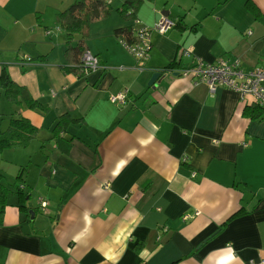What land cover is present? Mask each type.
<instances>
[{
    "label": "crops",
    "instance_id": "1",
    "mask_svg": "<svg viewBox=\"0 0 264 264\" xmlns=\"http://www.w3.org/2000/svg\"><path fill=\"white\" fill-rule=\"evenodd\" d=\"M73 1L0 0V73L49 107L15 106L13 115L39 131L27 146L0 152V171L12 181L22 166L28 193L25 202L7 196L0 264H261L264 118L243 116L250 97L243 103L225 87L210 93L175 72L147 83L173 60L175 68L219 57L264 68V0H251L258 18L246 0H144L141 24L161 15L177 24L150 31L142 72L114 34L132 20L118 12L121 0H108V15L82 32L103 68L83 76L64 71L56 22ZM120 91L125 101H111ZM1 95L0 87V130L14 108ZM66 112L81 122L53 134Z\"/></svg>",
    "mask_w": 264,
    "mask_h": 264
},
{
    "label": "trees",
    "instance_id": "2",
    "mask_svg": "<svg viewBox=\"0 0 264 264\" xmlns=\"http://www.w3.org/2000/svg\"><path fill=\"white\" fill-rule=\"evenodd\" d=\"M121 1L122 4L118 8V12L126 20H133L136 18V12L144 0ZM245 7L248 11L252 12L255 18L260 16V11L251 0L245 1ZM110 10L111 7L108 0H74L66 9L56 15L57 27L65 33L66 49L64 56L67 62V65H63L65 72H73L78 76L84 75L85 68L80 62V57L87 49V44L84 36H82V32L91 22L107 16ZM76 34H80V37L74 41V35ZM114 34L125 43H131L136 40L131 25L117 28ZM173 64L174 60L169 63V66L173 67ZM0 87L2 88L1 96L11 106H14L7 126L0 130L1 152L7 148L27 146L37 136L39 131V127L34 125L28 118L13 115L17 110L15 106L24 104L27 108L40 111L43 114L49 111V107L32 98L24 86L11 80L5 69H2L0 73ZM129 106L131 105L129 104ZM242 114L250 119L264 118V108L254 103H248L244 106ZM81 120L82 117H72L66 112L57 118V122L52 128V133L56 134L64 130L70 123H78ZM22 168L21 166L18 169L17 173L12 177V181H9L10 179L6 178V175L0 171V221L2 220L3 212L7 205V196L10 191H14L17 194L20 202H25L28 193L23 192L19 185L22 179ZM18 206L26 210L28 209L24 204Z\"/></svg>",
    "mask_w": 264,
    "mask_h": 264
},
{
    "label": "built area",
    "instance_id": "3",
    "mask_svg": "<svg viewBox=\"0 0 264 264\" xmlns=\"http://www.w3.org/2000/svg\"><path fill=\"white\" fill-rule=\"evenodd\" d=\"M175 26L176 21L164 15H161L152 27H147L141 24L137 17L134 18L131 21V27L136 40L125 44L134 59L132 67L138 72L147 70L146 61L149 58L150 31L155 30L163 34ZM46 33H50V30H46ZM180 52V54L186 55L190 53V50L185 49L180 50ZM80 62L85 70L89 72L103 68L97 57L87 49L82 53ZM119 68L123 69L125 67L119 66ZM163 70H167L169 73L175 72L181 77L190 79L193 84L202 82L208 86L210 93H214L219 87L228 88L238 94L241 102L245 103L247 101L246 97L249 96L251 98L250 103L264 108V68L262 67L244 69L238 59L230 60L219 57L210 62L192 58L190 63L179 68L169 66L164 69H155L159 72ZM125 99L126 91L110 95V100L113 102L123 103ZM41 204L44 206L45 202H41ZM261 264H264V259Z\"/></svg>",
    "mask_w": 264,
    "mask_h": 264
},
{
    "label": "rangeland",
    "instance_id": "4",
    "mask_svg": "<svg viewBox=\"0 0 264 264\" xmlns=\"http://www.w3.org/2000/svg\"><path fill=\"white\" fill-rule=\"evenodd\" d=\"M249 97V96H248ZM247 98V97H246ZM1 110H3V108H1ZM18 148V147H17ZM8 149V148H7ZM15 150V149H14ZM3 151V150H2ZM10 151H13V150H10ZM16 151H19V150H17L16 149ZM19 153L18 152H16V153H11L10 154V156L11 157H14V158H16L17 156H19L18 155ZM4 155H6V154H4ZM5 156H3V158H4ZM3 166H4V169H7V171H9V170H11V171H13V169H14V167H13V163L11 162V161H5V162H3ZM5 175H6V177L9 179V177L11 176L10 174H8V173H5Z\"/></svg>",
    "mask_w": 264,
    "mask_h": 264
},
{
    "label": "water",
    "instance_id": "5",
    "mask_svg": "<svg viewBox=\"0 0 264 264\" xmlns=\"http://www.w3.org/2000/svg\"><path fill=\"white\" fill-rule=\"evenodd\" d=\"M166 14H167V12H166ZM174 74H177V73H174ZM160 77H161V72H159V71L153 72L151 74L147 84L154 86L157 82H159ZM30 213H31V211H30Z\"/></svg>",
    "mask_w": 264,
    "mask_h": 264
},
{
    "label": "bare ground",
    "instance_id": "6",
    "mask_svg": "<svg viewBox=\"0 0 264 264\" xmlns=\"http://www.w3.org/2000/svg\"><path fill=\"white\" fill-rule=\"evenodd\" d=\"M7 178V177H6Z\"/></svg>",
    "mask_w": 264,
    "mask_h": 264
}]
</instances>
